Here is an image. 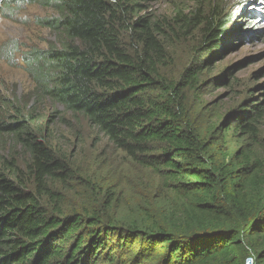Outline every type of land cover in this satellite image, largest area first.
<instances>
[{
  "label": "trees",
  "instance_id": "16d2710c",
  "mask_svg": "<svg viewBox=\"0 0 264 264\" xmlns=\"http://www.w3.org/2000/svg\"><path fill=\"white\" fill-rule=\"evenodd\" d=\"M139 1L0 0L9 14L29 2L57 12L36 20L56 40L21 56L32 100L85 118L135 166L102 188L54 144L57 109L12 105L0 122L15 144L0 153V264H264V100L233 122L198 115L206 52L165 74L161 31L135 15ZM181 20L203 23L207 52L226 37L217 4ZM127 30L138 43L125 44Z\"/></svg>",
  "mask_w": 264,
  "mask_h": 264
},
{
  "label": "rangeland",
  "instance_id": "374dc122",
  "mask_svg": "<svg viewBox=\"0 0 264 264\" xmlns=\"http://www.w3.org/2000/svg\"><path fill=\"white\" fill-rule=\"evenodd\" d=\"M139 3L141 6L136 8L135 15L150 17L161 31L159 40L164 49V62L160 69L165 74L177 78L185 67L197 61L203 54L201 51L206 52L201 57V63L206 64L199 76L196 98L200 102L195 106L198 115H215L212 118L215 122L228 117L233 122L250 103L264 100V0H143ZM214 4L218 5V19L223 20L227 34L217 47L207 52L210 44L202 38L203 23L184 25L181 19L197 13L200 20ZM14 6L10 14L0 7V122L9 121L13 116L12 105L27 104L26 109L38 107L36 116H46L57 109L59 113L52 117L49 127L54 144L69 161L86 169L102 188L112 180L125 182L135 173L134 163L108 143L85 118L67 113L62 104L46 97L32 100L36 83L26 72L21 56L33 47L46 49L56 40L57 32L40 26L36 20L57 15V12L51 6L31 2ZM122 39L128 46L138 43L128 30ZM13 48L14 57L9 62L6 55ZM60 115L67 121L63 122ZM9 138L0 133V142L5 143L4 147L0 145V153L7 157L15 145ZM232 138L234 148L237 143ZM16 149L18 157H24L20 146ZM151 178L158 184L157 177ZM68 200L74 201L73 197Z\"/></svg>",
  "mask_w": 264,
  "mask_h": 264
},
{
  "label": "clouds",
  "instance_id": "9594fccd",
  "mask_svg": "<svg viewBox=\"0 0 264 264\" xmlns=\"http://www.w3.org/2000/svg\"><path fill=\"white\" fill-rule=\"evenodd\" d=\"M248 264H252L251 258L249 259Z\"/></svg>",
  "mask_w": 264,
  "mask_h": 264
}]
</instances>
